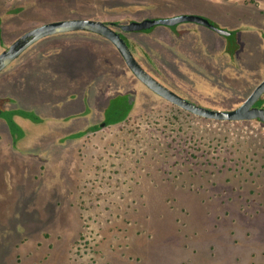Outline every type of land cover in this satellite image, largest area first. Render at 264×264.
Here are the masks:
<instances>
[{
	"label": "rangeland",
	"instance_id": "obj_1",
	"mask_svg": "<svg viewBox=\"0 0 264 264\" xmlns=\"http://www.w3.org/2000/svg\"><path fill=\"white\" fill-rule=\"evenodd\" d=\"M17 7L23 11H11ZM258 7L264 0H0V53L21 33L54 20L127 23L204 10L229 27L252 17L249 27L258 28ZM149 35H130L147 48L149 68L210 108L238 106L264 78V48L249 44L252 38L230 57L215 36L209 56L190 57L201 73L166 58ZM89 37L99 52L91 73L82 66L79 40L68 41L76 45L75 60L64 63L56 52L59 65H30L32 56L24 54L0 74V97L12 99L5 80L21 69V59L33 67L17 96L42 119L20 117L27 131L18 142L0 135V264H264V122L190 113L137 80L100 37ZM89 78L100 102L135 95L132 109L120 122L63 138L101 117Z\"/></svg>",
	"mask_w": 264,
	"mask_h": 264
},
{
	"label": "flooded vegetation",
	"instance_id": "obj_2",
	"mask_svg": "<svg viewBox=\"0 0 264 264\" xmlns=\"http://www.w3.org/2000/svg\"><path fill=\"white\" fill-rule=\"evenodd\" d=\"M206 9L212 10L210 7H207ZM11 11L12 12H16V13H20V12L23 11V8L17 7V8H14L13 10L11 9ZM244 11H246L247 14H250V12H251L249 10V8L248 9H244ZM207 12H209V11H206V12L204 10L203 11H182V12H179V13H177L175 15H159V16H155V17H145V18H168V17L180 16V15H193V14H196V15H201V16H204V17L208 18L212 24H214L215 26H217L219 28L225 29L226 31H228V33H221V32H219L217 29H215L213 27H210V26H208L206 24H203V23H200V22H197V21H193V20H183V21H179L177 23L171 24V25L170 24L169 25L168 24H157V25H154V26H152L150 28L142 29V30H123L121 28L122 24H127V23H129V22H131L133 20H131V21L127 22V23H125V22L122 23V22H117V21H107V20H103V21L108 23L112 28H114L116 31H118L121 34V36L124 38V40L127 42L128 46L130 47V49H131L132 53L134 54L135 58L137 59V61L150 74H152L157 79H159L157 77V76H159L164 81H167L169 85H171V83L167 80V78H165L166 74L164 75V73H163V75H164V77H163L162 75L156 74L155 72H153L149 68L150 67L149 65H152V63H150L151 56L149 55V53L147 51V48L143 47V49H141L142 46L137 45L136 42H134V41H137V40L132 39L130 37L131 34H139V33H136V32H141L140 34L149 35V34H153V33L156 34L158 31H160L161 35L159 36L158 39H156V37H151L152 35H149L147 37V39H150V40L152 39L151 41L158 43L160 45V52L166 54L165 55L166 58L172 57V59H174L175 61H178L180 63L182 61L184 62V60H186V62L189 64L190 68H195V69H197L198 72H201V73L205 72L203 67L198 66V64L196 62H194V61H190V57L191 56H195L197 54H201L203 56H209L210 50L214 49L212 40L214 39L215 36H218V37H221V38L223 37V39H224V51L230 57H235L236 52L243 46V42L246 39H248V38H249V40H250V38L253 39V40H251V43H249V44H252V45L253 44L254 45L259 44V45L263 46V48H264V26H263L264 25V18L261 17V15L264 14V8L261 9V8L258 7L257 14H259V17L255 18V19H259L260 20V24L258 25V28L249 27V26H251L250 25L251 22L249 20L252 19V17L248 18V20L246 21L245 24L243 23V21L239 20L238 26L229 27V26H227L226 24L223 23V21L221 20L220 17H218V15L216 17L215 15H213L211 13H207ZM145 18H143V19H145ZM95 19H99V18H95ZM143 19H141V20H143ZM223 19H225V17ZM2 33H3V30H2V27H1V17H0V38H2ZM23 33H21V34H23ZM88 35L89 36H98V37H100L103 40V42L108 47H110L113 50H115L116 52L120 53V51L113 44V42L111 40H109L108 38L104 37L101 34H98V33H95V32H91V31H86V30H73V31L60 32V33L48 35L46 37H43V38L37 40L35 43L30 45L24 52H22L15 60H13L3 70H1L0 74L2 72H4L8 67H10L12 64H15L17 62V60L19 58H21L24 54H30L32 56V59L28 60L30 65L31 64L38 65V63L42 62L44 59L50 61L52 64L55 63L56 65H59V60H56V58H54L52 53L55 54L56 52H60L62 50V48L58 47L55 50L51 46L48 49L41 50L40 49L41 45H43L44 43H46L48 41H51V43L55 42V44L63 43L64 52H65L68 49V47H70L69 44H72V43H69L68 41H79V40H82L84 42V46H85L84 50H83V52H84L83 55L84 56H83V58L81 60L82 66H84L85 68L89 69L90 73H91L92 71L95 70L96 66L99 65V62H98V59H97L98 55H99V52L97 51L96 48L93 47L92 41H91L92 37H89ZM19 36H17V37H19ZM101 39H99V40H101ZM233 42L238 45V48L233 53H231V52H229L227 50V47H228V45L230 43H233ZM244 44H246V41L244 42ZM131 45L133 46L132 48H131ZM72 46L73 47L70 50L76 51L77 50L76 45H72ZM136 47H138V48H136ZM77 55H78V53L74 52L73 54H71V57H73L74 60H75ZM120 55L122 56L121 53H120ZM174 56H175V58H174ZM69 57L70 56H66V58H69ZM122 58H123V56H122ZM20 63H21V69L16 71L13 74V76H11L12 78L9 77V79L5 80V81L8 82L9 87H11V92H13L14 97H12V99L11 98L3 99V98L0 97V135L3 136L7 140L12 139L14 142H18L19 140H21L26 135V131H27L26 126L23 123H21L20 120H19L20 117H26V116H23L22 114H20L18 112L19 111L32 112V113H35L37 116H39L35 111H33L31 109L22 108V106H21V104L19 102V99H18V96H17V90L22 85V83H23L22 81H23L25 75L27 74V70L33 68V67H30V66L28 67L26 62H23L22 59H21ZM131 72H132V70H131ZM132 74L135 76V74L133 72H132ZM90 76H92V75H90ZM137 80H139V79L137 78ZM91 81L92 80H90V78H89L87 89L90 90V92H92V95L95 94V96L98 97V101L97 102H98V105L100 106V109H102V114H99L101 117L98 119L99 121H96L95 120V118H97L96 117L97 114H96L95 117H93V122L92 123L81 125L80 126L81 130L79 129V131L71 133L70 135H67V136H65L63 138L80 137L82 135H80V136H72V135L76 134L78 132H82V131H85L84 134H87V133H89L91 131L101 129L102 127L100 125H101L102 122H106V126L112 124V123H109V124L107 123L108 114L106 113V109L108 108V106L110 104V100L113 97L118 96V95H125L126 96V102L129 103V104L131 102L130 98H129V94H131V93H126V94L118 93V94H115V95H110V96H107V100L106 101H104L103 97L101 96L103 101L100 102V98H99L100 94L97 93V89H96L97 86L93 85V81L92 82ZM98 81H99V79H96V83H99ZM140 82L142 84H144L142 81H140ZM259 83H257V85ZM166 86H168V85H166ZM171 86L174 88V89L171 88L173 91H175L179 95L183 96L184 98H186V99H188V100H190V101H192V102H194V103H196L198 105L210 108L208 106H205V105L197 102L192 97L188 96L187 93H186L187 92L186 90H184L182 88L174 87L173 85H171ZM256 86L254 87V89L256 88ZM146 87L149 88L148 86H146ZM155 94H157V93H155ZM160 97H162V96H160ZM162 98H164V97H162ZM134 100H133V102L131 104L132 106L134 104ZM244 101H242L239 105H241ZM4 102L5 103L7 102L8 104L15 103L16 105L14 107H9V106L4 107L2 105ZM255 105L258 106V107H263L264 108V93L257 99V101L255 102ZM238 106H236V107H238ZM121 107H124V106H121ZM236 107H233V108H236ZM233 108H230V109H233ZM131 109H132V107H131ZM212 109H214V108H212ZM225 110H228V109H225ZM87 112H89V110ZM87 112L79 113V114H70V115H67V116H63L62 119L63 120H68V119H70L72 117L79 118V116H81L83 114H86ZM118 114H119V112L116 113L115 115H118ZM7 116L12 117V119L23 130L24 133H23L22 136L17 137L15 134L12 133V131H11L10 127H9L8 121H7ZM28 118H30V117H28ZM253 119L261 121L258 118H253ZM30 120L34 121L32 118H30ZM245 120H248V119H245ZM249 120H251V119H249ZM234 121H239V120H234ZM37 122H39V121H37ZM94 127H99V128L94 129Z\"/></svg>",
	"mask_w": 264,
	"mask_h": 264
},
{
	"label": "water",
	"instance_id": "obj_3",
	"mask_svg": "<svg viewBox=\"0 0 264 264\" xmlns=\"http://www.w3.org/2000/svg\"><path fill=\"white\" fill-rule=\"evenodd\" d=\"M183 20H193L217 29L221 33H228L225 29L219 28L212 24L210 20L201 15H180L168 18H145L143 20H133L127 24H122L123 30H142L150 28L157 24H174ZM86 30L103 35L113 42L122 54L126 64L135 74V76L148 86L152 91L179 107L195 114L214 120H245L258 118L264 122V108L255 105L257 99L264 93V79L256 86L253 92L245 99V101L236 108L222 110L212 109L198 105L183 96L179 95L171 88L160 82L152 74H150L135 58L127 42L121 34L112 28L103 20L95 18H68L54 20L39 24L17 37L12 43L0 53V71L15 60L22 52L37 40L51 34L60 32ZM130 104L135 99V95L129 94ZM101 127L106 126V122H102Z\"/></svg>",
	"mask_w": 264,
	"mask_h": 264
},
{
	"label": "trees",
	"instance_id": "obj_4",
	"mask_svg": "<svg viewBox=\"0 0 264 264\" xmlns=\"http://www.w3.org/2000/svg\"><path fill=\"white\" fill-rule=\"evenodd\" d=\"M238 48V45L233 43H230L227 47V50L231 53H233ZM124 106V107H121ZM132 105L126 102V96L125 95H118L113 97L110 100V104L108 108L106 109V113L108 114L107 123H116L124 120L127 115L129 114L131 110ZM118 115H115L118 113ZM18 113L22 114L23 116L30 117L34 121H40L41 118L37 116L35 113L32 112H26V111H19ZM7 121L9 124V127L13 134H15L17 137H20L23 135V130L20 128V126L12 119V117L7 116ZM99 127H94V129ZM85 131L78 132L76 134H73L72 136H80L83 135Z\"/></svg>",
	"mask_w": 264,
	"mask_h": 264
},
{
	"label": "crops",
	"instance_id": "obj_5",
	"mask_svg": "<svg viewBox=\"0 0 264 264\" xmlns=\"http://www.w3.org/2000/svg\"><path fill=\"white\" fill-rule=\"evenodd\" d=\"M139 34H140V33H139ZM58 45H59V46H58ZM51 46H52V48H55V47H61L62 50H61L60 52H58V53H60V54L64 57V58L61 59V60H62L64 63H68V61L66 60V56H71V54L74 53L73 50H70V49H72L73 46H71V44H69L70 48L68 47V51H67V52H66V51L64 52L63 43L55 44V42H54V43H51V41H48V42L44 43L43 45H41L40 49H41V50L48 49V48H50ZM55 57H56V56L54 55V58H55ZM61 60H59V64H60Z\"/></svg>",
	"mask_w": 264,
	"mask_h": 264
}]
</instances>
